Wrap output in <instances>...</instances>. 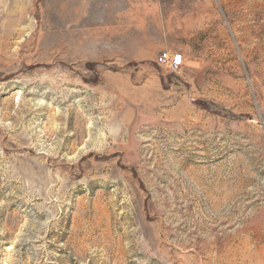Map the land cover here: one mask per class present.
<instances>
[{"label": "rangeland", "instance_id": "1", "mask_svg": "<svg viewBox=\"0 0 264 264\" xmlns=\"http://www.w3.org/2000/svg\"><path fill=\"white\" fill-rule=\"evenodd\" d=\"M0 264H264V0H0Z\"/></svg>", "mask_w": 264, "mask_h": 264}, {"label": "built area", "instance_id": "2", "mask_svg": "<svg viewBox=\"0 0 264 264\" xmlns=\"http://www.w3.org/2000/svg\"><path fill=\"white\" fill-rule=\"evenodd\" d=\"M156 63L161 67H166L171 71H177L184 63L183 54L180 52L172 53L162 51L159 53Z\"/></svg>", "mask_w": 264, "mask_h": 264}]
</instances>
